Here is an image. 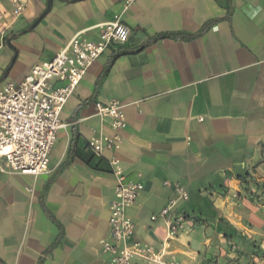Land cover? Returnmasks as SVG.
Segmentation results:
<instances>
[{"label": "crops", "instance_id": "crops-1", "mask_svg": "<svg viewBox=\"0 0 264 264\" xmlns=\"http://www.w3.org/2000/svg\"><path fill=\"white\" fill-rule=\"evenodd\" d=\"M47 4L29 0L6 32L0 88L79 32L97 41L117 17L130 37L112 44L69 98L49 172H0V264H108L101 240L111 232L115 153L101 159L89 140L114 132L94 106L113 99L127 118L116 155L144 185L127 210L133 239L161 249L159 213L175 195L164 182H179L190 198L175 211L189 215L169 250L181 264H264V0H137L127 10L123 0H53L34 25ZM162 33L175 35L152 41Z\"/></svg>", "mask_w": 264, "mask_h": 264}, {"label": "built area", "instance_id": "built-area-1", "mask_svg": "<svg viewBox=\"0 0 264 264\" xmlns=\"http://www.w3.org/2000/svg\"><path fill=\"white\" fill-rule=\"evenodd\" d=\"M28 1L7 0L9 9L0 10V45L8 29L23 15ZM123 1L127 10L137 0ZM100 28L97 41L85 37L84 31L79 32L51 60L34 66L22 81L7 82L0 88L1 173L38 177L49 172L50 153L58 131L64 126L60 116L69 98L94 62L112 44H124L130 37V28L119 17ZM94 106L101 120L110 119L114 131L89 140L96 155L115 153L108 158L115 179L114 199L109 207L111 232L109 239L101 240L102 250L109 256L108 264H181L169 249L188 221L189 214L175 211L180 201L189 200L188 189L179 182H164L175 195L159 213L166 221L161 249L134 240L135 223L127 210L136 203L144 185L127 178L116 155L122 147L121 131L127 125L125 106L117 99L96 102Z\"/></svg>", "mask_w": 264, "mask_h": 264}, {"label": "trees", "instance_id": "trees-1", "mask_svg": "<svg viewBox=\"0 0 264 264\" xmlns=\"http://www.w3.org/2000/svg\"><path fill=\"white\" fill-rule=\"evenodd\" d=\"M207 27V25L202 29V32L205 30V28ZM202 32H200V33H202ZM199 33V34H200ZM175 34H172V33H162V34H158V35H156V36H154V38H152V41H155V40H158V39H162V38H167V37H172V36H174ZM124 53H126L124 50H119L113 57H112V59L110 60V62L108 63V66H107V69H106V71H105V73L108 71V68H109V66L111 65V63H112V61L117 57V56H119V55H122V54H124ZM94 155H96L95 153H94ZM98 157H100L101 159H102V157L103 156H98ZM187 214H188V212H186ZM48 215L52 218V216L49 214V212H48ZM233 234H237V232H234Z\"/></svg>", "mask_w": 264, "mask_h": 264}, {"label": "water", "instance_id": "water-1", "mask_svg": "<svg viewBox=\"0 0 264 264\" xmlns=\"http://www.w3.org/2000/svg\"><path fill=\"white\" fill-rule=\"evenodd\" d=\"M73 1H77V0H73ZM53 0H48V4H47V8L46 10L41 14V16L37 19V21L34 23V25L36 23H38L51 9V5H52Z\"/></svg>", "mask_w": 264, "mask_h": 264}]
</instances>
